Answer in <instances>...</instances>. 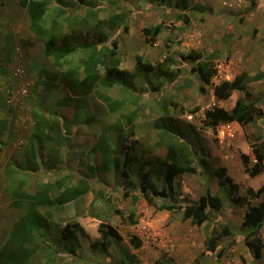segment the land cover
I'll return each instance as SVG.
<instances>
[{
    "label": "rangeland",
    "instance_id": "374dc122",
    "mask_svg": "<svg viewBox=\"0 0 264 264\" xmlns=\"http://www.w3.org/2000/svg\"><path fill=\"white\" fill-rule=\"evenodd\" d=\"M44 1L48 3L47 28L52 19H57L58 29L64 32L74 25L68 22L73 19L77 22L74 28H78L83 20L88 24L93 20L86 16L87 13H95L97 20L103 21L101 27L109 34L104 46L111 48V43L116 42L119 68L131 74L133 79L129 85L97 87L81 103L86 107L83 111L94 120L90 124L77 122L73 115L76 102L65 100L72 96L63 85L56 80L53 88L46 90L44 87L48 77L65 71L68 65L59 69L44 56L45 39L30 31L27 14L19 0H0V67L6 72L0 74V119L10 122L5 135L0 138L3 142L0 153V247L18 215V211L10 206L6 191L11 186L6 179V167L21 162L22 149L32 129L30 113L39 103L44 114H58L65 136L67 131L69 135L62 151V163L54 171L42 167V174L31 176L30 191L34 179L51 182L65 178L73 182L83 178L84 174L88 175L91 191L79 201L54 211L51 227L44 232V237L36 236L39 247L33 256V264H119L116 261L118 254L116 256L113 250L107 255L92 251V245L102 238L101 223L112 226L120 234L123 247L136 257V264H264V252L260 260H254L244 245L245 233L240 232V226L247 206L235 202L237 197L247 196L248 189L256 191L264 182V173L250 178L240 160L242 154L249 155L253 164L248 138L254 142L257 136L264 134V118L245 128L237 122L220 125L215 130L205 127V111L215 106L231 111L243 95L234 92L227 101L217 102L211 87L205 86L203 92L199 90L202 85L190 74L194 64L185 59L191 53L211 57L217 71L213 84L232 80L242 73L251 78L260 76L259 79L264 81V0H186L187 9H182L178 0H91L93 5L73 4L64 8V14L59 18L55 16L59 0ZM198 7L202 8L201 12L195 10ZM111 14L125 15L124 23L115 29L109 28L107 20ZM182 15L189 17V24L180 20ZM157 25L161 26L160 34L152 41L145 30ZM137 56L152 65L169 58V69L176 71L178 78L167 83L162 78L137 75L134 70ZM79 59L77 53L69 58L73 66ZM259 83L252 84L250 92L256 93L258 85L262 86ZM103 95L118 101L122 105L121 111L111 113L101 100ZM62 101L65 102L58 106ZM257 107L264 110V99ZM136 109L134 135L128 141L139 142L145 170L149 161L155 162L166 154L169 135L160 138V132L153 128L159 119H163L175 132L183 134V138L175 134L176 140L184 142L196 160L202 157L207 167L177 178L178 204L194 203L209 190L222 202L216 217L199 226L194 225L190 220H182L180 211H159L157 207L163 203V198L155 199L156 207H152L139 196V188L125 192L123 187L128 181L121 174L113 176L111 172L106 175L98 172L92 175L89 172L88 166L98 165L100 160L94 150L98 134L110 129L112 143L120 144L122 136L112 134L111 128L114 130L123 125L126 121L123 116ZM39 158L46 161L43 151ZM218 168L225 169L226 176L232 180L228 186L231 200L218 187L214 176ZM255 202L251 199V203ZM131 211L137 220L135 225L128 220ZM69 223H78L82 227L80 257L47 254L45 247L59 238L60 231ZM221 225H228L233 235L222 238L217 251L209 253L204 242L213 228L221 231ZM129 236L141 239L142 247L134 250L129 244ZM261 237L264 242V226Z\"/></svg>",
    "mask_w": 264,
    "mask_h": 264
},
{
    "label": "trees",
    "instance_id": "16d2710c",
    "mask_svg": "<svg viewBox=\"0 0 264 264\" xmlns=\"http://www.w3.org/2000/svg\"><path fill=\"white\" fill-rule=\"evenodd\" d=\"M59 2L56 18L64 14V8L72 7L73 4L87 5L90 3L93 5L91 0H59ZM19 3L27 14L30 31L35 36L45 39L44 56L50 58L52 64L59 69L68 65L65 71L61 70L57 73L58 75L53 74L51 78L48 77V82L44 83L45 89L53 88V83L57 84V80L72 96L65 100L76 102L73 110L74 119L77 122L90 124L94 119L83 111L86 107L81 104L88 95L94 93L99 86L112 88L114 85H129L133 79L131 74L119 68L120 60L117 56L116 42L111 43V48L104 46L109 34L105 33L101 27L103 21H98L95 13H87L86 16L93 17V20L90 24L83 20L78 28H74L77 23L76 19L71 21L66 19L70 25H74L64 32L63 29H58L57 19L51 20L49 28L45 27L48 8L46 1L19 0ZM178 5L182 9L188 8L186 0H178ZM195 10L201 12L202 8L198 7ZM179 18L183 23L189 24L187 15ZM124 20L125 15L123 14H111L107 25L115 29L123 24ZM160 29L161 26L157 25L145 31L154 41V38L160 34ZM75 53L80 55V59L78 64L73 66L69 58ZM185 59L194 64L190 69V74L195 75L202 85L199 90L203 92L205 86L211 87L212 96L217 102L227 101L234 92H240L243 95L242 99L239 98L236 101L231 111L217 106L205 111V127L215 130L220 125L237 122L245 128L249 124L255 125L256 120L264 118V110L257 107L264 99L263 78L259 79L260 76L251 78L248 74L242 73L232 80L213 84L217 71L211 57L204 58L200 53H191ZM135 62V72L144 78L153 76L157 80L162 78L167 83H172L179 76L176 71H170L171 60L169 58L163 63L152 65L144 62L141 56H137ZM1 73L6 72L0 67ZM258 82L262 86L258 85L256 93L252 91L251 93V85ZM101 100L111 113L120 112L122 109V105L109 96L103 95ZM64 102L62 101L58 106ZM35 105L30 113L32 129L22 149L21 162L6 167V179L11 184L6 191L10 206L18 211V215L11 224L5 242L0 247V264H33V256L39 247L36 236L41 234L40 238L44 237V232L51 227L54 211L62 210L66 205L79 201L91 191L87 174L73 182L65 178L51 182H40L34 179L30 191L29 182L33 179L31 176L36 173L42 174L40 172L42 167L47 171H54L62 163L64 159L62 151L69 135L67 131V137L65 136L66 131L56 112L46 115L42 112L41 104ZM123 117L126 120L123 125L114 127V130L111 128L112 134L122 136L120 144L112 143L110 129H104L96 137L94 150L98 152L100 160L98 165L88 166L89 172L92 175L98 172L102 175L111 172L113 176L121 174V177L128 181L123 187L125 192L139 188V196L152 207H156L155 199L163 198V203L157 207L159 211H180L182 220H190L194 225L199 226L210 218L216 217V213L222 207V202L219 196L212 195L209 190H206L205 194L194 203L178 204L175 187L177 178L184 174H195L198 169H207L202 157L196 160L191 149L184 142L176 140L175 134L179 138H183V134L175 132L169 123L159 119L153 128L160 132V138L169 135L170 139L166 141L165 146L166 154L163 158L155 159V162L149 161L145 170L144 163L141 161L143 153L139 142L128 141L134 135L133 122L137 117V109ZM9 124L10 122L6 119H0V138L5 135ZM248 142L253 164H251L249 155L242 154L240 160L246 174L254 178L264 173V134L257 136L254 142L252 141L253 143L248 138ZM2 144L0 139V153ZM118 146H120L119 149ZM41 151L45 153L46 161L42 162L39 158ZM214 176L219 189L231 200L232 194L228 186L232 184V180L226 176L225 169L218 168ZM246 194L247 196L243 198L237 197L238 200L235 201L239 206H247L240 232L245 233L244 245L250 255L254 260H260L264 252V242L261 237V229L264 226V182L256 191L248 189ZM251 199H255L256 202L251 203ZM134 216L133 211L128 215V220L132 225L137 224ZM99 230L102 238L99 243L92 245V251L107 255L109 250H113L116 256L118 254L116 261L119 264L137 263L136 257L130 255L128 249L123 247L122 237L112 226L101 223ZM80 233H82V227L78 223L67 224L60 231L61 236L45 247L46 253L68 254L73 259L79 258ZM231 235L233 231L228 225H221V231L213 228L204 242L205 250L215 253L221 239ZM128 240L134 250L142 247V240L137 236H129Z\"/></svg>",
    "mask_w": 264,
    "mask_h": 264
}]
</instances>
